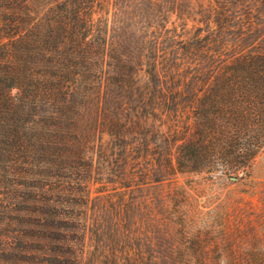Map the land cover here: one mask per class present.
Listing matches in <instances>:
<instances>
[{
  "label": "trees",
  "instance_id": "obj_1",
  "mask_svg": "<svg viewBox=\"0 0 264 264\" xmlns=\"http://www.w3.org/2000/svg\"><path fill=\"white\" fill-rule=\"evenodd\" d=\"M111 3L0 0V123L19 136L22 130L15 128L29 133L40 114L57 139L49 146L38 136L41 153L60 160L69 153L87 157L84 109L92 104L98 129L111 96L108 84L122 88L123 98H114L121 106L135 97V117L155 118L152 129L135 126L136 224L139 188L179 172L221 174L236 182L264 150V0H210L198 12L208 23L205 34L172 35L166 39L174 49L164 50L154 31L133 52L116 47L124 42L119 34L109 35ZM149 3L160 15L169 11L157 0ZM161 114L171 117L166 131ZM36 150L27 148V159L41 157ZM170 214L171 224L182 227L185 212ZM178 232L185 240L168 244L166 258L135 264H264V213L241 216L235 241L226 246L233 256L200 231Z\"/></svg>",
  "mask_w": 264,
  "mask_h": 264
},
{
  "label": "rangeland",
  "instance_id": "obj_2",
  "mask_svg": "<svg viewBox=\"0 0 264 264\" xmlns=\"http://www.w3.org/2000/svg\"><path fill=\"white\" fill-rule=\"evenodd\" d=\"M209 1L157 0L169 10L160 15L149 0H113L109 35L119 34L124 42L116 47L133 52L157 31L160 48L174 49L166 38L176 34L181 40L205 34L208 23L198 12ZM107 86L111 96L105 114L98 119V129L92 104L83 111L87 157L77 158L68 152L60 160L55 153L49 157L41 153L39 149L44 147L38 136H44L42 142L49 146L57 139L50 135L53 127L41 124L40 114L37 124L28 130L31 140L21 125L15 128L22 130L21 134L13 136L14 127L0 123V264L163 260L168 244L185 240L178 232L183 227L200 231L209 242H220L223 254L233 256L226 246L235 241L234 229L241 216L250 211L264 213V150L253 162L250 174L236 182L221 174L179 172L139 188L136 192L142 204L135 224V126L137 130L152 129L155 118L144 114L135 117V97L125 99L128 103L121 106L114 98H123L119 97L124 93L122 88ZM17 91L14 88L12 94L17 95ZM170 118L167 114L158 118L164 131L172 124ZM29 147L37 148L41 157L27 159L25 150ZM171 210L185 212L182 227L171 224ZM211 254L217 256L216 252Z\"/></svg>",
  "mask_w": 264,
  "mask_h": 264
}]
</instances>
